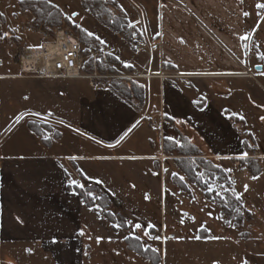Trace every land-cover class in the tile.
<instances>
[{"label": "crops", "instance_id": "0c3cea01", "mask_svg": "<svg viewBox=\"0 0 264 264\" xmlns=\"http://www.w3.org/2000/svg\"><path fill=\"white\" fill-rule=\"evenodd\" d=\"M124 1L127 22L122 26L129 27L121 31V26L117 34L125 42L106 52L117 73L112 79L138 83L141 100H125L112 87L98 80L92 85L87 78H77L88 80L84 92L12 90L15 98L27 100L29 111L19 125L24 137L5 148L1 135L11 134L13 124L2 127L0 118V264H85L86 238L111 239L100 230L99 220L101 214L112 225L106 217L113 215L110 206L128 201L134 208H148L145 203L156 190L161 202L163 194L174 200L175 187L180 188L175 177H183L194 191L198 185L181 170L182 158L233 163L245 153L228 111L240 114L238 98L246 82L257 87L264 109V58L254 54L246 59L247 48L264 53L257 9L264 0ZM131 28L145 39L139 48ZM245 34L252 35L240 40ZM11 72L0 58V80L8 81L7 87L14 79H35ZM183 82L187 89L181 88ZM227 96L236 97L237 110L225 102ZM198 97L204 101L194 103ZM32 124L46 129L39 134ZM83 136L89 137L92 152L84 153ZM181 137L196 153L181 156L167 149L168 141L179 144ZM259 140L255 138V158L264 162ZM73 179L80 185L96 183L108 207H101L99 198L91 197L92 204H87L84 194L92 189L70 184ZM132 194H143L140 202ZM126 237L133 236L122 240L132 254Z\"/></svg>", "mask_w": 264, "mask_h": 264}, {"label": "rangeland", "instance_id": "374dc122", "mask_svg": "<svg viewBox=\"0 0 264 264\" xmlns=\"http://www.w3.org/2000/svg\"><path fill=\"white\" fill-rule=\"evenodd\" d=\"M19 1L21 0H0V13H2L0 15V37H2L0 38V58L9 71L17 73L18 66L13 59L17 47H35L40 44L38 33L28 28L18 29L17 23L13 20V16H17L20 24L30 28L32 24L43 26L47 30L51 28L52 31L48 30L51 35L61 28L69 29L79 39L82 46L84 58L82 73L97 76V78L101 75L102 79L94 78L93 84L98 80L102 86H114L116 82L112 77L117 73L111 66L114 64L110 63V55L106 52L103 60L100 57L92 58L91 50L96 47L112 51L118 49V44L125 42V37L117 34L123 25L122 22H127L124 0H112V12H116V16L115 19L109 20L110 26L107 24L106 16L103 17L104 21H101L84 7V2L86 5H94L91 2L93 0H51V3L48 0H40L46 1L61 14V17L54 16L53 18L45 17L43 13L38 16L31 11L22 10ZM104 1L106 0L101 1L102 5ZM96 3L98 6L101 5L98 4L99 2ZM257 9L261 14L260 45L262 44L264 49V9L259 7ZM73 12L79 15L73 17L74 22H70L65 16ZM88 32L94 35L89 36ZM97 37L99 40L96 39ZM101 40L105 43H100ZM246 52V59H249V56L254 58V54L258 59L260 58L258 55L260 50L256 47L255 49L247 48ZM13 82L12 86L7 87L8 81L0 80L1 124L2 127H6L10 123L15 127L12 125L11 134L1 135L4 148L13 139L24 137L19 125L23 119L28 118L29 111L27 100L25 102L23 99L15 98L16 96L11 94L12 90L60 91L69 88L84 92L89 89L87 79L45 80L41 82L42 84L35 79H14ZM245 84L244 95L238 98L240 114L228 111V116L246 142L247 156L244 160H253L254 165L260 168L259 174L252 176L243 161L217 162V165L219 164L227 175L223 177L215 173L213 177L201 176L206 187L208 183L216 185L213 191L207 190L212 193V200L205 198L204 191L199 186L194 187V191L191 190V192L175 187L176 194H173L176 198L174 200L165 199L163 194L161 202V194L156 190L154 194H151V202L145 203L148 204V208H134L128 201L120 207L110 206L109 211L115 216L116 223L111 225L101 214L99 220L100 230L105 234L108 232L111 239H102L97 242L91 237L86 238L85 264H156L154 256L156 254L159 259L158 264H264V162L255 158L254 153L255 138H261L259 141L264 151V119H261L264 117V109L261 108L259 95L255 92L259 91L257 87L250 82L249 85L248 82ZM180 86L187 89L188 83L183 82ZM201 88L204 89V86L201 85ZM260 94L264 97L262 92ZM198 100V103L203 102L204 97H198ZM260 100L262 103V99ZM225 102L230 108L237 110L236 97L227 96ZM259 122L262 123L263 128ZM83 138L86 143V146H82L84 153L92 152L93 147L88 144L89 137L83 136ZM245 186H247L246 189ZM227 190L233 191L236 196L240 197L242 205L251 215L250 218L239 215L241 223L238 225L234 224L236 220L234 215L230 217L222 215L218 204L214 202L215 197L225 199L224 193ZM132 195L140 202L143 194ZM120 216L125 218V221ZM136 223H139L141 228H135ZM117 224L121 226L115 227ZM130 233H134L132 236L140 242H135L136 245L132 244L135 249H139V246L148 249L146 253L148 259L135 252L129 254L125 251V244L122 240Z\"/></svg>", "mask_w": 264, "mask_h": 264}, {"label": "trees", "instance_id": "16d2710c", "mask_svg": "<svg viewBox=\"0 0 264 264\" xmlns=\"http://www.w3.org/2000/svg\"><path fill=\"white\" fill-rule=\"evenodd\" d=\"M103 1V0H101ZM100 0H93L91 1L94 5H86V3L84 2V7L89 10L94 16L98 17L101 21H104V18L106 16L108 22V26H110L109 24V20L110 19H115L116 16V12H112L113 9L111 7V5L113 4L112 0H106L103 2V5L101 4ZM101 4V5H96L97 3ZM105 4V7H104ZM19 5L21 7L22 10H28L31 11L34 14H37L38 16L41 15V13H43V15L46 17L48 16L49 18H53L54 16H59L61 17V14L58 13L56 8H53V6H51L49 3H47L46 1H40V0H21L19 1ZM102 6V7H101ZM112 9V10H111ZM45 17H41V18H45ZM122 24L124 25L125 23L122 22ZM119 26V25H117ZM119 28V27H118ZM49 31H52L51 28H48ZM134 29L131 28L130 29V33L131 31H133ZM83 70V69H82ZM116 82L114 84V86H112V89L116 90L118 95L120 97H122L125 100L131 101L132 99H137L138 101L141 100V87L139 84H137L135 81H131L129 79L125 80H116L114 81ZM34 131H36L37 133L40 134V132H43L46 129L45 125H37V124H32ZM166 147L167 149H171V150H175L176 152H179L181 156H188V155H192L193 152L196 153V148L191 145L188 140L184 137L180 138V143L176 144L174 142L168 141L166 143ZM244 147H245V151L247 150L246 147V142L244 141ZM197 155V154H196ZM245 158L240 159L239 162H245L244 164H246V168L247 171L250 173H252V176H255L257 174H259L260 172V168L258 165H254L255 162L253 160H244ZM179 165L181 167V170L185 173V175L187 176V178L197 184L203 191H204V196L207 200H212V193H209L207 191V187L206 184L203 183V179L201 178V176H208V177H213V175L216 173L221 174V176H225L227 175V172L225 170H223L219 165L213 163L212 161L209 160H204V159H200L197 158L195 160H191V159H181L178 161ZM200 167V168H199ZM175 183L183 190L188 191L185 183L183 180H181L178 177L174 178ZM225 195V199H221V198H216L214 202H216L220 208L221 214L225 215L227 217H230L231 215L235 216L236 220L234 222L235 225H238L241 223V220H239V215H244L246 218H250V212L248 210H246L244 208V206L242 205V202L240 199H237V196L235 195V193L231 190H227L224 193ZM84 198L87 204H92V198L89 197L88 195L84 194ZM99 205L101 207H103L104 209H106L108 207V201L107 199H105V197L101 196L99 199ZM106 217L112 222V223H116V218L110 214V213H106ZM135 242H138V239L134 238V237H128L127 239H125V243L126 246H128V249L132 252H135L141 256H143L144 258L148 259V257L146 256V253H148V249H144L143 246H139V249H135L134 245ZM156 257V264H158L159 259H158V255H154Z\"/></svg>", "mask_w": 264, "mask_h": 264}, {"label": "built area", "instance_id": "2783aa9c", "mask_svg": "<svg viewBox=\"0 0 264 264\" xmlns=\"http://www.w3.org/2000/svg\"><path fill=\"white\" fill-rule=\"evenodd\" d=\"M13 20L18 25V29H32L38 33L40 44L35 47H17L13 59L18 66L19 76L35 79H77L87 78L93 85V79L97 76L84 75L82 69L84 58L82 46L79 39L67 28H61L50 32L43 26L31 25V28L20 24L17 16ZM129 26H122L121 31H125ZM134 47L139 48L144 43V37L138 30L131 31ZM106 51L99 48H92V58H105ZM86 189H92L94 200L100 198L104 193L94 182L83 183ZM116 202V200H115ZM117 203V202H116ZM115 204V203H114Z\"/></svg>", "mask_w": 264, "mask_h": 264}, {"label": "snow or ice", "instance_id": "6c2138e0", "mask_svg": "<svg viewBox=\"0 0 264 264\" xmlns=\"http://www.w3.org/2000/svg\"><path fill=\"white\" fill-rule=\"evenodd\" d=\"M48 2L51 3V0H48ZM257 7L261 8V9H264V3H260V4H258ZM0 15H2V13H0ZM78 15H79L78 13L73 12L71 15H66L65 18H66L68 21H70V22H74V21H73V17L78 16ZM244 15L247 16L248 13L245 12ZM87 34H88L89 36H93V35H94V33H91V32H88ZM5 35H7V33H5ZM0 38H2V37H0ZM96 39L99 40L98 37H97ZM239 39L242 40V41H247V40L250 39V37H249L247 34H245V35L240 36ZM181 42L183 43V41H181ZM100 43H105V42L101 40ZM258 55H259L261 58H264V53H259ZM117 59H119V57H117ZM125 66L128 67V66H130V65H128V64L126 63ZM25 99H27V97H25ZM194 103H198V101H194ZM35 115H39V113H36ZM261 119H264V117H261ZM177 123H181V121H177ZM133 127H135V125H134ZM129 131H131V129H129ZM46 138H47V137H46ZM117 142H119V141H117ZM246 156H247V153H241V157H240V158H244V157H246ZM183 179H184V178L181 177V180H183ZM98 182H99V181H98ZM69 183L72 184V185H76L77 187H84V185H80V184H78V182H77L76 180H74V179H73V180H70ZM215 186H216V185H214V184H212V183H208V184H207V190H208L209 192H211V191H213V188H214ZM246 188H247V186H245V189H246ZM86 195H88L89 197H92V196H93V193H92L91 191H89ZM146 198H147V197H146ZM237 199H240V197L237 196ZM120 226H121V225H119V224L115 225V227H117V228L120 227ZM134 227L137 228V229H139V228H141V225H140L139 223H136V224L134 225ZM79 234H80V235H83L84 233H83V231L81 230V232H80ZM130 235H134V233H130ZM157 238H158V237H157ZM126 239H127V237H126ZM99 240H100V238L98 237V238H97V242H99ZM54 242H55V241H54Z\"/></svg>", "mask_w": 264, "mask_h": 264}, {"label": "water", "instance_id": "95a60500", "mask_svg": "<svg viewBox=\"0 0 264 264\" xmlns=\"http://www.w3.org/2000/svg\"><path fill=\"white\" fill-rule=\"evenodd\" d=\"M256 70H261V67H260V66H257V67H256Z\"/></svg>", "mask_w": 264, "mask_h": 264}]
</instances>
